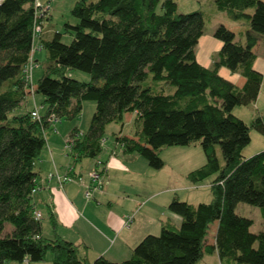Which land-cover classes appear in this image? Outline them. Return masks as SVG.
<instances>
[{
    "label": "trees",
    "instance_id": "16d2710c",
    "mask_svg": "<svg viewBox=\"0 0 264 264\" xmlns=\"http://www.w3.org/2000/svg\"><path fill=\"white\" fill-rule=\"evenodd\" d=\"M215 4L232 20H245L248 29L242 42L228 26L218 25L214 37L222 45L207 67L195 52L205 29L203 11L179 12L176 0H77L71 12L79 22L64 24L71 43L62 41L61 31L51 38H43V32L39 36L46 70L34 92L44 96L47 109L35 118L34 109L11 113L29 94L24 66L43 17L37 15V0L0 3V264L42 262L48 252L52 264H196L216 250L223 261L264 264V230L251 231L253 220L236 210L246 202L258 206L264 218V150L243 154L252 130L264 135V121L258 115L247 123L233 112L253 103L263 82L253 64L254 47L264 38V0ZM221 67L240 73L244 85L222 76ZM72 69L89 73L91 80L70 76ZM87 100L95 101L96 109L86 132L75 128L70 134L74 163L96 158L107 124L124 125L125 113L136 112L141 125L135 137L115 136L124 152L138 153L150 167L161 169L163 148L199 143L206 162L186 177L196 184L214 176L210 202L192 204L175 196L168 209L182 217L181 224L162 221L161 232L144 237L123 261L103 255L91 260L83 253L89 246L59 234L50 206V236L43 234L42 218H35V165L54 129L50 117L76 118ZM215 221L216 242L207 244ZM6 224L13 228L5 234Z\"/></svg>",
    "mask_w": 264,
    "mask_h": 264
},
{
    "label": "crops",
    "instance_id": "0c3cea01",
    "mask_svg": "<svg viewBox=\"0 0 264 264\" xmlns=\"http://www.w3.org/2000/svg\"><path fill=\"white\" fill-rule=\"evenodd\" d=\"M210 6L216 11V4L213 5L212 3ZM46 18L48 16L43 21L42 36L43 38H51L55 30L51 28L45 30L44 22ZM220 23L233 30L237 34V39L244 41L243 33L248 29L245 21L231 19V21L224 20ZM217 26L218 24L215 28ZM213 34L214 30L206 38L203 34L198 42L202 45V48L201 54H197V59L207 67L212 65L213 58L217 55L222 45V42L216 39ZM204 38L205 41L202 43ZM39 40L40 38L37 37L35 44L39 43ZM38 51L40 50L35 51L34 55H39ZM254 52L256 53V59L253 66L256 70L263 73V82L259 95L250 105L236 106L233 110L235 115L247 123H250L258 115L262 116L264 121V38L259 39L254 47ZM219 72L238 86H243L246 81L240 73L232 72L226 67H221ZM32 94H34V91L30 93L29 89L27 98L32 96ZM85 104L86 101L83 104L82 115L84 114ZM33 108L38 109L37 107ZM33 108L29 110H33ZM133 114L138 119L136 112H133ZM53 126L56 128L55 125ZM75 128L79 129V127L74 126L69 131L57 129L59 133L55 135H50L49 133L47 135V143L35 165L38 171L37 191L35 194L38 191L45 193L46 206L48 210L50 206L51 210L56 214L60 223L59 234L63 238L77 244L85 243L89 246V249L87 251L84 250L83 253H87L91 260L103 255L112 261H123L131 257L133 249L144 237L150 234L158 235L161 232L162 221L171 220L177 225L181 224L182 217L168 209L172 199L178 196L174 184L178 182L179 173L175 172V177H170V185H166L159 191L150 192L151 195L146 200L141 201L140 199L144 192L140 190L141 188H135L136 186H134V183L137 182L134 176L137 174V170L131 162V158L137 159V157H130L134 155L124 152V149L114 141L111 152L103 153L96 158H90L86 173H84L82 166L77 169L78 163L73 162L74 158L69 154V151H67V154L64 153L66 141ZM82 132H86V130ZM120 135L126 134L120 133ZM134 135L127 136L135 137ZM98 160L104 163L107 162L109 165L108 167L104 165L105 169L103 172L104 182L106 181L107 183L103 190L96 193L94 200H87L89 198H86L85 194H83L85 178L89 182L87 172L94 167ZM71 170H73L74 178L64 181L61 185L57 175L61 178L70 176ZM51 173L54 174V177L49 179ZM109 173L114 179L111 182L107 177ZM80 178H84V182L79 180ZM116 185L117 188L113 189ZM173 191H176L174 195ZM156 196H160L161 201L153 203L151 199ZM36 208L39 211L37 203ZM39 212L41 213V211ZM128 217H132V222L129 226H126ZM211 225H214V230L212 238L205 240L207 244H215L219 222L215 221ZM226 262L230 261L227 259ZM13 263L18 264L16 262ZM196 264H224V261L216 250L213 253H205Z\"/></svg>",
    "mask_w": 264,
    "mask_h": 264
},
{
    "label": "rangeland",
    "instance_id": "374dc122",
    "mask_svg": "<svg viewBox=\"0 0 264 264\" xmlns=\"http://www.w3.org/2000/svg\"><path fill=\"white\" fill-rule=\"evenodd\" d=\"M38 3L41 5V7L44 10H47V13L45 16H48L46 18L44 24H45V30L51 28L55 31H61L62 34V41L64 43H71L72 42V35L65 31V23L71 22V23H77L79 22V19L74 17L72 15V8L77 0H37ZM178 4V10L179 12H194L196 10H201L204 12L205 16V29H204V37L206 38L207 35H209L213 30L215 31V26L218 24H222L220 22H223L224 20L231 21V18L228 17L225 11L219 10L218 8H211V4H215V0H176ZM218 11V12H217ZM249 12H253L254 8H250L248 10ZM225 13V14H220ZM243 21V20H242ZM245 21V20H244ZM248 25V23H246ZM215 28V29H214ZM214 35V34H213ZM205 38L202 39V43L205 41ZM201 44H197L195 46V52L196 54H201ZM39 55L36 56L33 53V70H32V86L36 87L37 82L39 78H41L46 70V51L44 49H40L38 51ZM69 75L81 80V81H90L91 76L89 73L79 70V69H72L69 71ZM174 90V87H172V91ZM29 92V88L27 90ZM44 96L40 93L32 94L29 98L26 97L24 103L21 107L17 108L14 112L11 114L16 113H23L25 111H28L29 109L33 107H37L40 113L46 112L47 106L43 103ZM34 109V108H33ZM96 109V103L93 100H87L85 104V110L84 114L82 113L76 117V118H62L61 122L55 123V127L53 130H50V135H55L59 133V130H72L74 126L79 127L80 131H85L88 129L91 118L95 112ZM141 122L137 119L136 115L133 114V112H127L124 120V125H121L117 122H111L107 124L105 129V140L103 141L102 151L99 155L103 153H109L111 152V148L113 146V142L115 141L116 134L123 133L126 135H132L135 134L136 131L139 129ZM57 129H59L57 131ZM264 150V135L256 130L251 131V142L244 148L243 154L245 156H252L258 152H261ZM67 149L64 147V153L67 154ZM161 156L165 161V166L161 169H154L150 166H148L147 160L139 155L138 153H130L129 155H134L130 157H137L131 158V162L135 165V169L137 170L134 176L137 180L136 183H134L135 188H141L140 190H143L142 192V198L141 201L146 200L148 196L151 195L150 192L159 191L166 185H170V177L174 176L176 173H179L178 182L175 185V189L178 192V197L180 199H183V201H187L192 204H198L200 202H210L212 199V192H211V182L214 179V176H211L207 179H205L202 182L199 183H193L190 180L187 179L186 174L187 172L198 168L199 166L203 165L206 162V156L204 153L203 148L201 145L193 144L191 146H167L161 150ZM217 154L221 161V163H224L223 155L221 148L217 147ZM98 155V156H99ZM90 158H85L82 163H78L77 169L80 168V166L83 167V172L86 173V167L88 166V161ZM108 167L109 165L104 163L103 165L99 166L98 169H100L102 166ZM96 167V164L94 167L88 170L87 176L89 179V182L85 178V182L83 181L84 178H81V181L85 183L84 187V193H86V190L88 187H86L90 183V172ZM123 168V167H120ZM176 172V173H175ZM111 173L107 175L108 179H110V182L113 181ZM86 175V174H85ZM110 175V176H109ZM175 177V176H174ZM80 181V182H81ZM106 181L104 182L101 189L94 190L92 197L87 200H94V197L96 193L100 190H103L106 186ZM83 185V184H82ZM187 186H189L187 188ZM117 185L114 186L113 189H116ZM176 193V191H173V195ZM45 193L37 192L34 196V199L37 203V206L39 208V211H41L42 215V231L44 235H49L52 232V226L50 222V216H49V210L46 206L45 202ZM154 202L158 201L160 202V196L153 197L151 199ZM237 213L241 216H245L248 218H251L253 220V225L251 226V231L253 232H260L264 230V218L261 214L260 208L258 206H253L251 204H248L246 202H240L237 207ZM173 213V212H172ZM13 226L11 224H6L5 228V234L12 231ZM214 230V225L210 226L208 235L206 239L210 240L212 238V233ZM227 259L224 260V264H240L232 260H228L230 262H226ZM8 264H14L13 262H7ZM32 264H52V253L48 252L47 257L42 262H36Z\"/></svg>",
    "mask_w": 264,
    "mask_h": 264
},
{
    "label": "built area",
    "instance_id": "2783aa9c",
    "mask_svg": "<svg viewBox=\"0 0 264 264\" xmlns=\"http://www.w3.org/2000/svg\"><path fill=\"white\" fill-rule=\"evenodd\" d=\"M3 0H0V3L2 2ZM37 5H38V11H37V15L39 17H43L42 20L38 23H36L35 25V33H36V38L40 36V34L42 33L43 31V21H44V18L47 17L45 16L46 13H47V10H44L41 5L38 3L37 1ZM42 49V44L40 43V40H39V43L35 44L34 42V46H33V52H32V56H31V59L30 61L24 66V71L26 73V79L27 81L30 82V93H32L34 91V87L32 86V83H31V80H32V70H33V67H34V64H33V61H32V58H33V53L37 50H40ZM32 116L35 117V118H39L40 117V113H39V110L38 109H34L32 111ZM50 120L54 123H57V122H60L61 119L58 118L56 115H52L50 117ZM71 138L69 137L68 140L66 141V148L67 150H70L71 148ZM104 162L98 160L96 162V167L97 168H94L93 170H91L90 172V184L87 186L88 189L86 190V193H85V196L86 198H91L92 197V194L94 192V190H98V189H101L103 184H104V179H103V172H104V169L105 167L102 166L100 169H98L99 166L103 165ZM54 177V174H50L49 175V179H52ZM59 181H60V184L62 185V183L64 181H67L69 179H71L70 176H64V177H60L59 175H57ZM81 180V178L79 179ZM37 188L34 190V192H36ZM35 218L36 219H41L42 218V215L39 211H35ZM132 222V217H128V220L126 221V226H129Z\"/></svg>",
    "mask_w": 264,
    "mask_h": 264
}]
</instances>
